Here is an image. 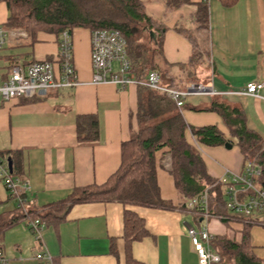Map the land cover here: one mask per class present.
Returning <instances> with one entry per match:
<instances>
[{
	"label": "crops",
	"instance_id": "crops-1",
	"mask_svg": "<svg viewBox=\"0 0 264 264\" xmlns=\"http://www.w3.org/2000/svg\"><path fill=\"white\" fill-rule=\"evenodd\" d=\"M143 4L149 15L166 26L160 61L165 78L179 81L182 90L193 82L213 90L190 93L184 98L179 109L184 121L193 127L215 125L228 137L229 129L222 117L203 110L218 101L239 108L247 127L264 140V0H237L231 6L208 0L207 26L194 31L202 57L193 65L192 44L174 28L179 20L193 27V6H181L165 16L163 0H143ZM8 16L7 6L0 0V24ZM58 40L56 34L45 31H38L29 44L26 33L11 38L0 50V77L8 74L12 60L26 65L34 60L54 59ZM71 40L76 85L56 86L45 95L19 97L0 106V153L5 159L16 154L19 171L13 176L29 186L22 193L26 206L42 214L50 210L45 207L61 203L74 188L106 182L119 168L121 143L138 129L137 85L92 83L90 29L73 28ZM17 42L24 44L16 45ZM188 70L192 81L187 77ZM249 82L263 86L256 94H248L244 87ZM83 114L98 117L99 137L94 143L77 141L75 119ZM185 135L198 150L206 172L216 181L225 174L242 171L244 161L235 143L229 148L206 146L189 130ZM155 162L160 195L172 203V208L123 206L116 201L76 203L66 211L58 206L59 219L43 218L39 238L25 220L4 230L1 248L7 263L125 264L124 210L139 217L146 230L130 246L133 259L141 264H199L186 231L188 226L207 224L211 235L240 239L242 225L231 215L226 216L227 224L216 214L205 221L178 206L181 199L168 172L170 155L166 147L155 152ZM14 207L15 201L0 178V214H9ZM249 241L252 252L264 263V213L251 223ZM37 254H49L51 260L37 258Z\"/></svg>",
	"mask_w": 264,
	"mask_h": 264
},
{
	"label": "trees",
	"instance_id": "trees-1",
	"mask_svg": "<svg viewBox=\"0 0 264 264\" xmlns=\"http://www.w3.org/2000/svg\"><path fill=\"white\" fill-rule=\"evenodd\" d=\"M163 1L166 9L165 16L181 6H193L191 15L193 27H187L183 24L185 22L179 20L174 28L192 44L190 65L199 62L202 53L199 51L194 31L207 26L208 0L196 3L190 0ZM219 1L224 6H231L237 0ZM4 2L9 16L3 26L11 31L24 30L28 37V44L35 40L38 31L51 32L60 38L63 30L72 31L75 27L90 30L116 29L126 39L131 71L138 80L146 79L149 71L156 70L163 85L180 88L179 81L171 77L165 78L166 72L161 69L162 39L166 26L163 21L146 12L143 0H4ZM21 44L24 43L16 45ZM12 61L13 64L20 63L17 59ZM191 75V70H188L187 77L190 81H192ZM137 87L138 129L128 140L121 143V162L117 171L102 184L74 188L67 198L59 203L60 205L53 204L45 207L50 210H45L44 214L27 206L32 218H38L43 223H45L43 218L50 217V219L58 220V206L66 211L73 204L96 201H116L123 206L172 208V203L161 197L156 179L155 152L166 147L170 155L168 172L173 178L175 189L181 199L178 206L186 208L188 199L200 195L204 189L208 188L210 211L227 224L229 220L226 216L229 212L225 206L224 185L206 172L198 150L186 139L187 130L199 143L206 146H224L226 142L235 143L243 157V166L250 161L260 166V173L254 178V182L264 190V140L257 132L247 127L244 113L239 108L212 101L203 109L214 111L222 117L229 129L230 134L227 137L215 125L202 127L188 125L175 102L165 93L145 85L138 84ZM75 126L79 143L97 141L99 120L96 115H77ZM0 157H3L2 153ZM9 158L12 162L11 175L13 176L19 171L18 160L15 153H11ZM196 210V208L192 209L193 215ZM23 218L22 211L17 207H14L9 214H0V249H2L1 237L4 230ZM123 218L125 264H141L133 259L130 246L134 240H139L146 234L143 221L129 210H124ZM196 218L199 219L197 216ZM232 219L242 225L239 240L231 239L226 234L210 237L211 248L220 256L217 264H264L252 252L249 241L251 223L238 217H232Z\"/></svg>",
	"mask_w": 264,
	"mask_h": 264
},
{
	"label": "built area",
	"instance_id": "built-area-1",
	"mask_svg": "<svg viewBox=\"0 0 264 264\" xmlns=\"http://www.w3.org/2000/svg\"><path fill=\"white\" fill-rule=\"evenodd\" d=\"M24 32L11 31L0 24V49L17 36H24ZM125 37L116 29L96 28L90 30V64L91 82L102 83L110 81L119 87L130 84L145 85L159 90L173 100L180 109L184 98L190 93L212 92L210 87L201 83H190L182 90L161 83V77L156 70L148 72L146 79L138 80L131 71V61L128 57ZM71 31L63 30L58 40V52L54 59L34 60L26 65L15 63L11 65L8 74L0 77V106L19 97H34L45 95L48 90L56 86H73L77 83L76 71L72 61ZM263 83L249 82L244 91L256 94ZM260 166L253 162H246L242 171L237 174L223 175L217 182L224 185L225 206L231 217L244 219L253 223L259 214L264 213V190L257 186L254 178L259 175ZM0 178L5 188L15 201L30 231L39 238L43 222L29 215L26 198L23 190L29 186L11 175L7 159L0 157ZM22 188V189H21ZM210 192L206 188L200 195L187 200L186 209L192 211L197 217L208 220L213 217L209 203ZM192 213V212H191ZM225 217V216H224ZM226 218V217H225ZM187 234L190 237L194 252L199 264H217L220 261L218 253L210 246V237L207 224L200 227L188 226ZM37 258L51 260L49 254H37ZM0 264H8L2 249H0Z\"/></svg>",
	"mask_w": 264,
	"mask_h": 264
},
{
	"label": "water",
	"instance_id": "water-1",
	"mask_svg": "<svg viewBox=\"0 0 264 264\" xmlns=\"http://www.w3.org/2000/svg\"><path fill=\"white\" fill-rule=\"evenodd\" d=\"M224 146L229 148L231 146V143L230 142H226ZM7 165H8L9 171L12 172V163H11V159L10 158H7Z\"/></svg>",
	"mask_w": 264,
	"mask_h": 264
},
{
	"label": "rangeland",
	"instance_id": "rangeland-1",
	"mask_svg": "<svg viewBox=\"0 0 264 264\" xmlns=\"http://www.w3.org/2000/svg\"><path fill=\"white\" fill-rule=\"evenodd\" d=\"M12 31H15V30H12ZM19 31V30H18ZM16 32H17V30H16ZM20 32H24V33H26L24 30H20ZM0 64H1V62H0Z\"/></svg>",
	"mask_w": 264,
	"mask_h": 264
}]
</instances>
